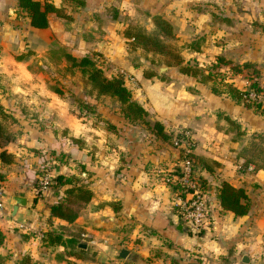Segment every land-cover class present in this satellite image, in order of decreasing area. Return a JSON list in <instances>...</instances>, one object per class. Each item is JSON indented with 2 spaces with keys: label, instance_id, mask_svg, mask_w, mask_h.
I'll return each mask as SVG.
<instances>
[{
  "label": "crops",
  "instance_id": "crops-1",
  "mask_svg": "<svg viewBox=\"0 0 264 264\" xmlns=\"http://www.w3.org/2000/svg\"><path fill=\"white\" fill-rule=\"evenodd\" d=\"M81 1L50 0L58 13H48V26L37 28L18 0H0V105L16 134L5 147L12 160L0 158V264H264V171L237 156L252 133L264 134V117L176 67L151 68L149 54L131 49L124 35L140 7L150 26L154 15L166 19L181 45L204 39L200 51L183 49L184 62L207 67L222 56L226 73L231 64L250 62L258 69L253 79L243 72L228 82L245 89L256 80L264 90V0ZM65 54L90 57L106 76L122 75L151 126L159 122L165 134L188 129L194 152L217 163L201 172L210 188L204 194L209 219L198 232L182 219L180 198L167 181L173 138L129 122L111 97L89 91ZM45 165L54 176L80 173L92 192L71 223L50 213L57 192L36 194ZM222 181L245 189L246 215L222 210ZM16 196L25 204L15 210Z\"/></svg>",
  "mask_w": 264,
  "mask_h": 264
},
{
  "label": "trees",
  "instance_id": "trees-1",
  "mask_svg": "<svg viewBox=\"0 0 264 264\" xmlns=\"http://www.w3.org/2000/svg\"><path fill=\"white\" fill-rule=\"evenodd\" d=\"M82 4L81 0H68ZM18 6L27 13L30 18V25L37 28H46L48 26L47 15L50 12L58 13L50 0H18ZM152 31L138 29L132 31L131 27L124 30V35L128 39V44L131 49L141 48L147 52H155L165 57L166 65L176 67L186 75L195 77L199 82L209 83L212 93L217 95L226 94L229 98L238 104L244 105L245 108L260 114L264 117V105L261 102L250 99L248 97L249 90L260 91V86L256 80L251 81L245 89H239L232 82L226 81L228 75L220 70L221 64H229L224 57L217 56L216 63L207 67L190 64L184 62L182 51L186 47L190 50L200 51L204 44L202 37H197L191 42L183 45H177V37L173 32L172 25L160 15L152 17ZM147 56V55H146ZM66 60L70 63L68 68H79L83 74L84 83L89 84L92 90H95L98 95H106L111 97L118 103L119 110L123 116L131 123H145L150 126L156 134L163 139L172 140L173 134H165L163 126L159 122H154L152 126L146 120L148 116L147 110L132 97L131 90L126 86L122 75L106 76L103 69L88 56L76 58L70 54H65ZM232 75L245 72L249 79L258 72V69L250 62L242 64H231L228 68ZM56 92H59L56 89ZM78 105L81 109L90 110L87 103H82L78 100ZM224 119L235 129L239 131V125L231 120L228 116ZM12 116L2 105H0V158L3 163H9L12 160L11 153L7 152L6 145L16 138V134L10 129ZM172 145L174 146L173 142ZM237 156L244 159L245 166H253L254 170L264 171V134L259 132L252 133L243 144ZM186 157L192 163L195 171L194 180L205 191L209 190L208 182L201 175L202 171H212L217 164L214 160H209L194 152V148L186 154ZM83 172H86L81 168ZM41 172V171H40ZM80 173H71L69 175H57L49 189L54 193H58L60 198L50 205V213L52 216L65 220L69 223L73 222L80 212L86 207L91 199L92 192L87 187V184L80 179ZM170 175L180 176L179 168H174L169 173ZM1 179V178H0ZM36 180L35 188H38ZM174 190L179 189V185L172 183ZM37 195L39 192L36 193ZM181 197H184L181 194ZM217 198L222 210L230 211L235 215L243 216L249 212L250 202L243 187H236L227 181H222L218 187ZM4 239L0 232V244ZM179 264V263H174Z\"/></svg>",
  "mask_w": 264,
  "mask_h": 264
},
{
  "label": "built area",
  "instance_id": "built-area-1",
  "mask_svg": "<svg viewBox=\"0 0 264 264\" xmlns=\"http://www.w3.org/2000/svg\"><path fill=\"white\" fill-rule=\"evenodd\" d=\"M227 75L229 76L226 81L229 80L232 74L227 72ZM248 97L264 105V90L255 91L250 89ZM173 144L176 150V160L168 174L176 167L179 168L181 174L180 176L169 174L167 181L170 183L175 182L179 185V189L175 191L180 198L179 212L182 219L190 225L192 230L198 232L208 222L209 205L204 198L206 191L194 180L195 171L191 161L186 157V154L194 147V139L188 129L179 128L173 133ZM55 177L50 167L45 165L37 177L39 186L36 192L42 193L48 190ZM181 194L184 197H181ZM2 199L3 192L0 188V208L3 204Z\"/></svg>",
  "mask_w": 264,
  "mask_h": 264
},
{
  "label": "rangeland",
  "instance_id": "rangeland-1",
  "mask_svg": "<svg viewBox=\"0 0 264 264\" xmlns=\"http://www.w3.org/2000/svg\"><path fill=\"white\" fill-rule=\"evenodd\" d=\"M135 9H136L135 15H134V17H132V21L134 23H130V25H128L127 28H130L131 27L132 28L131 30L132 31H135V32H136V30H138L140 28L141 29H145V30H147L149 32L152 31L153 30L152 29V26H150L148 22L147 23L145 22L146 18L144 16L145 15L144 9H142L140 7H135ZM128 18L130 19L131 16L129 15ZM146 25H147V27H146ZM176 43H177V45H181L178 40H177ZM147 54H149V57L148 58L151 59V62H152L151 68H157V66H167L164 56H162V55H160L158 53H155V52H150V51L147 52L146 55ZM182 55H184V54H182ZM54 58L56 59L57 57H54ZM190 64H195V63L194 62H191ZM52 68H61V67H58L57 65H55ZM229 74H232L231 71H229ZM63 75H65V74H63ZM55 76H56V74H52V73L49 74L48 75V81H52V83H55V86H56L58 84V82L57 81L54 82ZM82 80L84 81V78ZM90 90H91V88L89 89V91ZM72 97L75 99L74 102L77 103V100H76L77 99V96H75L73 94ZM112 103H113V105H111V106H115L114 105V102H112ZM79 112L81 113V111H79ZM59 157H60V155H59ZM60 158L62 159V157H60Z\"/></svg>",
  "mask_w": 264,
  "mask_h": 264
},
{
  "label": "water",
  "instance_id": "water-1",
  "mask_svg": "<svg viewBox=\"0 0 264 264\" xmlns=\"http://www.w3.org/2000/svg\"><path fill=\"white\" fill-rule=\"evenodd\" d=\"M157 69L159 72H162L164 70L167 69V66H157ZM173 160L175 161L176 160V155L174 156ZM15 202H16V206H15V210L17 209V205H20V204H25V198L23 196H16L14 198ZM79 247H82V248H85V244L84 243H81L78 245ZM128 250L126 249H121L120 250V257L122 258H126L128 256Z\"/></svg>",
  "mask_w": 264,
  "mask_h": 264
}]
</instances>
